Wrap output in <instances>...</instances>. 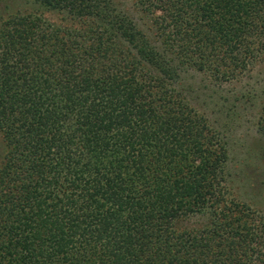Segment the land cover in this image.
Wrapping results in <instances>:
<instances>
[{
    "label": "trees",
    "instance_id": "trees-1",
    "mask_svg": "<svg viewBox=\"0 0 264 264\" xmlns=\"http://www.w3.org/2000/svg\"><path fill=\"white\" fill-rule=\"evenodd\" d=\"M31 1L70 23L0 14V264H264V217L174 86L264 63V0H131L144 28L111 0Z\"/></svg>",
    "mask_w": 264,
    "mask_h": 264
},
{
    "label": "rangeland",
    "instance_id": "rangeland-1",
    "mask_svg": "<svg viewBox=\"0 0 264 264\" xmlns=\"http://www.w3.org/2000/svg\"><path fill=\"white\" fill-rule=\"evenodd\" d=\"M111 1L144 28L147 17L134 8L131 0ZM34 9L53 23H70L62 14L37 7L31 0H0L1 15ZM174 86L223 139L230 193L264 217V135L257 128L264 102V63H255L240 76L228 80H217L207 72L183 66ZM1 147L0 139V151ZM178 225L185 226V220L178 221Z\"/></svg>",
    "mask_w": 264,
    "mask_h": 264
}]
</instances>
